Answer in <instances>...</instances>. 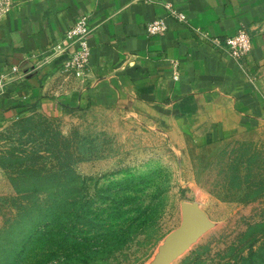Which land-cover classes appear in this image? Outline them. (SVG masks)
<instances>
[{"label": "crops", "instance_id": "crops-1", "mask_svg": "<svg viewBox=\"0 0 264 264\" xmlns=\"http://www.w3.org/2000/svg\"><path fill=\"white\" fill-rule=\"evenodd\" d=\"M0 2L9 4L0 25V125L32 111L57 114L63 106L125 109L162 115L173 137L208 148L263 124L264 96L255 75L264 59V0ZM165 3L188 22L168 17ZM85 14L94 32L83 84L62 72L63 57L42 60L55 44L67 43V32ZM159 17L167 31L148 35L147 25ZM197 29L220 39L245 30L253 50L239 62L202 42Z\"/></svg>", "mask_w": 264, "mask_h": 264}, {"label": "rangeland", "instance_id": "rangeland-1", "mask_svg": "<svg viewBox=\"0 0 264 264\" xmlns=\"http://www.w3.org/2000/svg\"><path fill=\"white\" fill-rule=\"evenodd\" d=\"M65 74L83 84L89 79V71L84 79ZM255 77L264 96V59ZM163 118L125 109L63 106L57 114L32 111L0 125V230L15 218L17 206H33L14 185L18 172L32 166L60 169L58 159L46 158L56 142L52 148L60 150L61 162L67 146L74 154L75 171L86 180L92 206H144L148 211L155 207L144 234L109 264H225L232 245L239 244L234 254L248 251L250 243L262 248L264 227L254 234L259 242H252L254 235L248 231L264 224V120L242 137L198 148L173 137ZM36 155L42 158L33 159ZM25 156L30 159L12 165L16 157ZM20 189L27 193L33 187ZM45 195H40L41 201H47ZM186 205L203 211L210 225L168 261L167 242L182 227ZM49 247L35 246L22 264H57L63 250L55 245V259L48 261Z\"/></svg>", "mask_w": 264, "mask_h": 264}, {"label": "trees", "instance_id": "trees-1", "mask_svg": "<svg viewBox=\"0 0 264 264\" xmlns=\"http://www.w3.org/2000/svg\"><path fill=\"white\" fill-rule=\"evenodd\" d=\"M53 146L56 142L49 147L46 158L58 159L62 163L60 169L32 166L13 178L21 197L29 198L33 206H17L15 218L7 220L0 230V264H22L28 260L32 248L40 245H50L46 252L50 256L54 254L51 248L60 245L63 251L57 264H109L130 241L144 234L155 207L148 211L144 206H92L94 201L88 199L86 180L75 171L74 154L67 146L63 163L60 150H53ZM28 158L16 157L12 165L24 163ZM39 158L42 156L36 155L33 159ZM25 185L33 189L26 193L20 189ZM42 193H46L47 201H41ZM263 227V223L255 224L248 232L252 236ZM261 231L264 233V229ZM260 239L254 235L252 242ZM250 244V249L243 254L241 251L234 254L239 244L232 245V255L225 264H264V245L258 249L255 243ZM49 259L53 261L55 257Z\"/></svg>", "mask_w": 264, "mask_h": 264}, {"label": "built area", "instance_id": "built-area-1", "mask_svg": "<svg viewBox=\"0 0 264 264\" xmlns=\"http://www.w3.org/2000/svg\"><path fill=\"white\" fill-rule=\"evenodd\" d=\"M164 8L168 17L182 23H187V16L175 8L172 3H165ZM9 11V4L0 2V25L5 14ZM148 35H163L168 29L165 18L159 17L151 22L146 27ZM201 41L208 43L213 48L226 51V53L233 59L244 62L253 50V42L251 35L245 31L240 30L233 36L225 39H220L211 36L209 33L196 30ZM94 32V27L90 23L89 15H82L75 22L73 27L67 32V43L62 42L55 44L50 52L43 58L42 62H52L63 57V71L68 74H73L79 79H84L88 73L91 45L90 38ZM73 47L74 50L70 51ZM174 79L179 80L180 74L178 70V63H174ZM12 71L18 72L19 67H13Z\"/></svg>", "mask_w": 264, "mask_h": 264}, {"label": "water", "instance_id": "water-1", "mask_svg": "<svg viewBox=\"0 0 264 264\" xmlns=\"http://www.w3.org/2000/svg\"><path fill=\"white\" fill-rule=\"evenodd\" d=\"M210 225L207 215L195 205L184 207V221L182 227L172 234L166 246L167 260L176 257L189 244L197 239Z\"/></svg>", "mask_w": 264, "mask_h": 264}]
</instances>
